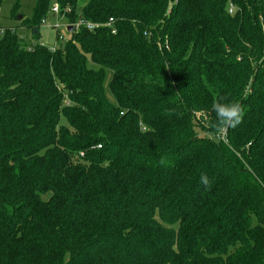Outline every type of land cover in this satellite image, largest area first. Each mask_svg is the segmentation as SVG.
<instances>
[{"label": "trees", "instance_id": "1", "mask_svg": "<svg viewBox=\"0 0 264 264\" xmlns=\"http://www.w3.org/2000/svg\"><path fill=\"white\" fill-rule=\"evenodd\" d=\"M32 10L34 42L0 32V264H264V0ZM219 97L244 109L222 134Z\"/></svg>", "mask_w": 264, "mask_h": 264}, {"label": "rangeland", "instance_id": "2", "mask_svg": "<svg viewBox=\"0 0 264 264\" xmlns=\"http://www.w3.org/2000/svg\"><path fill=\"white\" fill-rule=\"evenodd\" d=\"M36 0H1L0 4V23L6 27H14L26 37L29 43L34 42L32 32L29 28L24 27L21 20L25 17L26 19L31 18L33 15V6ZM18 8L17 13H21L23 18L21 20L14 17V12ZM56 23L60 26L55 27ZM66 21L64 18H60L56 15L51 14L40 28L41 42L48 47H52L57 43V34H60L65 40L70 37V32L65 26ZM110 74H108V79ZM108 90V87H107Z\"/></svg>", "mask_w": 264, "mask_h": 264}, {"label": "clouds", "instance_id": "3", "mask_svg": "<svg viewBox=\"0 0 264 264\" xmlns=\"http://www.w3.org/2000/svg\"><path fill=\"white\" fill-rule=\"evenodd\" d=\"M211 109L215 114L212 127L217 134H222L229 128L237 127L244 116L243 106L239 102L228 100L226 97L214 98ZM159 163L164 166H170L166 156L161 157ZM199 181L206 190H211L213 182L206 173L200 174Z\"/></svg>", "mask_w": 264, "mask_h": 264}, {"label": "built area", "instance_id": "4", "mask_svg": "<svg viewBox=\"0 0 264 264\" xmlns=\"http://www.w3.org/2000/svg\"><path fill=\"white\" fill-rule=\"evenodd\" d=\"M230 11H232V7H231ZM52 12H53V14H55V15H58V14L60 13V7H59V5H58L57 3L54 4V6H53V8H52ZM45 21H46V20H44L43 23H44ZM112 21H113V19H110V23H111ZM110 23H108V25H110ZM58 26H60V24H59V23H56L55 27H58ZM65 26H66V28H68L70 25L66 23ZM80 26H85L86 28H88V29H90V30H94L95 28L99 27L100 24L93 23V22L88 21V20H86V19H84V18H80V19L77 21V23H75V27H76V28H79ZM71 27H73V26H71ZM5 28H7V27H6V26H3V25L0 24V32H1V33L5 30ZM9 28H13V29H14V27H9ZM113 32H115V30H113ZM41 45H44V43L41 42ZM50 48H51L52 50L55 49L54 46H52V47H50Z\"/></svg>", "mask_w": 264, "mask_h": 264}, {"label": "water", "instance_id": "5", "mask_svg": "<svg viewBox=\"0 0 264 264\" xmlns=\"http://www.w3.org/2000/svg\"><path fill=\"white\" fill-rule=\"evenodd\" d=\"M23 18V15H19L18 16V19L19 20H21ZM68 31H72V27L70 26V27H68ZM36 32H38V31H36Z\"/></svg>", "mask_w": 264, "mask_h": 264}]
</instances>
